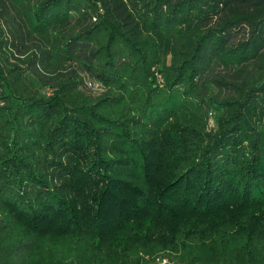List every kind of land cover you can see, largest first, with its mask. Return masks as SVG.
<instances>
[{
	"label": "trees",
	"instance_id": "obj_1",
	"mask_svg": "<svg viewBox=\"0 0 264 264\" xmlns=\"http://www.w3.org/2000/svg\"><path fill=\"white\" fill-rule=\"evenodd\" d=\"M264 264V0H0V264Z\"/></svg>",
	"mask_w": 264,
	"mask_h": 264
},
{
	"label": "built area",
	"instance_id": "obj_2",
	"mask_svg": "<svg viewBox=\"0 0 264 264\" xmlns=\"http://www.w3.org/2000/svg\"><path fill=\"white\" fill-rule=\"evenodd\" d=\"M153 264H174V263L166 258H162V259H157Z\"/></svg>",
	"mask_w": 264,
	"mask_h": 264
}]
</instances>
